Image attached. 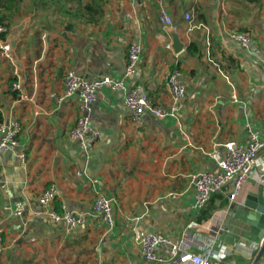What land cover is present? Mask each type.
<instances>
[{
  "label": "crops",
  "instance_id": "1",
  "mask_svg": "<svg viewBox=\"0 0 264 264\" xmlns=\"http://www.w3.org/2000/svg\"><path fill=\"white\" fill-rule=\"evenodd\" d=\"M220 1L222 7L217 0L166 1L185 42L178 54L167 47L171 37L159 22L156 0H104L97 23L68 12L37 14L34 8L13 17V54L0 56V121L14 118L22 129L19 146L0 154V264H168L145 260L139 237L157 231L177 238L190 219L201 225L200 238L214 239V252L223 253L219 264H250L256 258L261 247L249 242L243 221L247 194L264 195L256 173L232 201L229 183L202 209L193 207V176L219 170L212 153L222 155L228 141L245 144L246 124L264 131V0ZM187 11L191 23L183 18ZM234 29L251 33L262 60L228 37ZM136 40L142 52L126 86L166 107V77L179 69L186 88L180 110L165 118L146 112L134 122L123 91L101 87L91 118L100 139L86 154L69 135L79 94L58 100L63 76L72 69L88 79L105 74L120 79L128 45ZM191 41L199 53L187 52ZM258 162L260 174L263 152ZM52 183L53 207L83 213V226L69 229L36 214L38 196ZM97 192L112 198L111 225L92 209ZM16 200L23 204L19 216L13 213ZM165 249L158 252L166 260ZM258 264H264V252Z\"/></svg>",
  "mask_w": 264,
  "mask_h": 264
},
{
  "label": "built area",
  "instance_id": "2",
  "mask_svg": "<svg viewBox=\"0 0 264 264\" xmlns=\"http://www.w3.org/2000/svg\"><path fill=\"white\" fill-rule=\"evenodd\" d=\"M156 1L159 9V22L164 28L172 26L173 18L163 3L164 0ZM217 4L222 7L220 0H217ZM183 18L188 23H191L193 14L187 11L184 13ZM27 22L30 25V22ZM10 30L9 25L0 23V56L5 59H10L13 54V45L9 41ZM228 37L238 42L241 47L253 52L255 56L262 60L261 51L256 49L251 33L248 30H230ZM141 52L142 44L140 41L130 42L127 48L123 77L120 79L114 78L110 74L101 75L95 79H88L78 75L72 69H68L65 72L63 76L64 89L58 100L69 97L74 93L79 94L78 117L69 135L78 142L80 148L86 154L100 139L99 132L92 126L91 118L93 103L96 100L97 91L101 87L105 86L112 90L123 91V105L129 111L130 117L134 122L139 121L146 112H150L158 118L177 116L181 106L180 101L186 93L185 85L180 79L181 71L179 69H173L166 77V87L170 95V103L166 107L154 104L149 94L140 90V88L126 86L124 80L133 78L136 74ZM12 87L15 91L20 89L18 83H14ZM261 87L264 88V84ZM23 97L27 98V94L24 93ZM21 129L20 122L14 118L0 121V154L8 150H14L19 146L18 136ZM245 129L247 137L245 144L240 145L235 141H228L222 144L224 149L222 155L217 150L212 153V157L216 160V165L219 169L217 172L203 171L193 176V207L197 210L202 209L213 194L220 192L229 183L232 184V191L229 193V199L232 201L253 173H256L258 182L264 186V166L261 167L260 174L255 169L259 163V154L261 152L264 153V131L259 133L250 124H246ZM21 157H23V154H21ZM56 195L57 186L54 183L46 187L38 196L36 214L46 216L53 223H64L69 229L83 226L86 221L83 213L65 208L62 211H57L53 207ZM92 209L103 222L109 225L113 223L112 198L97 192ZM22 211V202L16 200L13 206V213L19 216ZM200 226L195 219L188 220L177 238H171L157 231L142 233L138 242L144 259L155 262L166 261L168 264H219V257L223 253L214 252L213 238L205 241L199 237L197 230H199ZM263 243L264 237L253 244L261 247ZM163 247L166 248L165 251L168 254L166 260L158 252ZM1 252L2 246H0V254Z\"/></svg>",
  "mask_w": 264,
  "mask_h": 264
},
{
  "label": "trees",
  "instance_id": "3",
  "mask_svg": "<svg viewBox=\"0 0 264 264\" xmlns=\"http://www.w3.org/2000/svg\"><path fill=\"white\" fill-rule=\"evenodd\" d=\"M32 8L35 10H43L45 12L53 10V12L64 13L68 12L76 17L81 18L86 23H97L103 15L104 0H29ZM25 0H0V23L10 24L14 15H16L21 5ZM71 3L76 4L72 8ZM197 15V20H199ZM189 54H196L200 52V48L196 42L191 41L186 48Z\"/></svg>",
  "mask_w": 264,
  "mask_h": 264
},
{
  "label": "water",
  "instance_id": "4",
  "mask_svg": "<svg viewBox=\"0 0 264 264\" xmlns=\"http://www.w3.org/2000/svg\"><path fill=\"white\" fill-rule=\"evenodd\" d=\"M165 30L171 37L169 47L175 54L180 53L185 47V42L181 39L177 27L172 25L166 27ZM244 206L246 210H244L243 213V221L248 225V240L253 244L256 240L264 237V195L262 192H249L244 201ZM263 252L264 243L256 258L250 264H258L259 258Z\"/></svg>",
  "mask_w": 264,
  "mask_h": 264
},
{
  "label": "rangeland",
  "instance_id": "5",
  "mask_svg": "<svg viewBox=\"0 0 264 264\" xmlns=\"http://www.w3.org/2000/svg\"><path fill=\"white\" fill-rule=\"evenodd\" d=\"M166 1L167 0H164L163 1V3L166 5ZM169 1V0H168ZM29 3H30V1L29 0H25V3L24 4H22L21 5V8H20V10H19V12L16 14V15H28V14H31V12L32 11H34V10H32L33 8L31 7V5H29ZM37 11V14L40 12L39 10H36ZM35 11V12H36ZM15 16V15H14ZM20 17V16H19ZM14 22H16V20H13L12 19V22L11 23H14Z\"/></svg>",
  "mask_w": 264,
  "mask_h": 264
}]
</instances>
